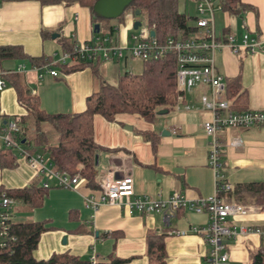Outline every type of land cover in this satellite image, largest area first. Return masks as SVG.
Wrapping results in <instances>:
<instances>
[{
	"label": "crops",
	"instance_id": "crops-1",
	"mask_svg": "<svg viewBox=\"0 0 264 264\" xmlns=\"http://www.w3.org/2000/svg\"><path fill=\"white\" fill-rule=\"evenodd\" d=\"M240 1L250 6L240 15H231L222 10L214 12V32L218 39L234 34L239 40L245 32L264 35V0ZM68 3L69 0H0V46L19 45L27 55L33 57L58 54L48 40L59 37L60 28L71 22L76 8L80 13L75 19L76 32L70 40H90L93 36L91 33L89 35L87 26L89 14H92L90 9L78 2L76 5ZM114 28L113 37L119 40L117 28ZM42 30L47 32L44 36ZM52 32L55 34L50 36ZM124 60L126 67L128 58ZM16 62L30 66L23 60L12 59L5 60L1 69L13 68ZM214 66L226 83L238 80L241 90L246 92L247 109L264 110V49L252 54H234L228 48L218 49L214 53ZM122 70L103 62L98 75L89 67L67 74L57 69V76L44 74L42 79H38L35 71L19 74L28 89L35 90L45 111L77 113L85 109L86 97L99 89L101 81L114 82L116 77L123 74ZM6 82V88L0 92L1 124L11 117L20 118L23 113L17 104L14 88L7 79ZM203 93H210L209 87L204 84L185 91L179 110L174 108L167 113L157 114L152 123L136 115H121L114 122L95 116V141L108 149L97 154V183L107 171H112L118 177L124 174L132 176V197L146 195L167 199L178 192L194 200L212 195L215 180L208 164L209 137L202 126L203 121L211 118V113L201 104L200 96ZM141 130H151L157 134L159 141L155 151L150 142L139 134ZM219 138L222 144V180L229 183L232 189L237 183H264V127L229 128L223 130ZM233 139H238L240 144L231 145ZM13 151L17 156V165L12 169L0 168V186L21 188L31 184L35 178H39L42 184L43 177L37 175L27 161ZM63 189L49 192L48 188L40 207H26L34 211L46 201L54 206L46 215L48 217L42 219L50 229L40 237L33 253L36 259H46L53 252L68 251L82 258L88 254L86 258L89 260L94 255L97 261H104L112 254L130 259L129 264H148L146 233L164 231L167 234L166 264H205L204 256L209 247L201 236L189 230L193 226L207 224L206 212L180 208L166 224L161 212L130 213L119 205L106 204L99 205L96 210L86 207L84 195L98 194V188L94 189L86 182L76 190ZM245 205L250 206L249 214L229 218L226 224L236 227L264 226V205ZM13 221H20L14 212ZM171 231L186 233L170 234ZM224 241L229 254L227 264H249L250 251L261 245V235L249 233Z\"/></svg>",
	"mask_w": 264,
	"mask_h": 264
},
{
	"label": "trees",
	"instance_id": "trees-1",
	"mask_svg": "<svg viewBox=\"0 0 264 264\" xmlns=\"http://www.w3.org/2000/svg\"><path fill=\"white\" fill-rule=\"evenodd\" d=\"M76 1L90 9L95 15V21L99 19L93 11V5L97 0ZM181 1L185 3L188 0H131L118 18H122L125 13L142 15L145 26L150 31H154V36L159 41H163L168 36L180 38L196 36L200 31L196 24V16H189L185 11H180ZM214 3L219 4L222 11L231 15H240L250 8L240 0H214ZM109 28L108 34L101 35H113L115 28L113 26ZM41 33L44 36L47 32L42 30ZM93 35L98 33L94 31ZM74 45V40L65 39L61 51H72ZM12 59H20L30 65H42L48 62L50 56H29L19 45L0 46V68L5 60ZM142 62V72L139 74L127 71L118 76L117 82L101 81L99 89L86 97L85 109L77 113L45 111L40 105L39 97L31 93L20 74L6 75L5 78L14 88L17 104L23 112L19 116L20 132L16 135L18 141L22 143L24 139L22 146L30 154L44 155L55 170L69 175L79 174L86 179L88 186L98 188L95 156L99 151L108 149L95 141V116L114 122L121 115H136L152 123L158 110L172 111L176 105L177 95L182 94L177 90V66L173 54ZM101 63L103 62L100 59L75 60L67 64H56L54 67L65 74L89 67L98 75ZM225 96L228 100H232L234 109L248 110L246 92L241 90L238 80L226 83ZM139 134L150 142L155 151L159 141L157 134L151 130H141ZM16 165L17 156L13 149L0 145V168L12 169ZM0 189L15 203L24 204L29 209L42 205L47 190L42 187L39 178H35L31 184L21 188L0 186ZM219 197L226 202L264 205V183L257 181L237 183L233 189L220 192ZM12 222L11 235L14 239L4 248H0V264H92L89 259L68 251L53 252L46 259H36L33 253L40 237L50 228L46 227L45 221L42 220ZM257 227L264 229V226ZM166 235L164 231L146 233L148 264H166ZM129 262L128 258H119L110 254L107 260L97 261L95 264H129ZM249 264H264V234L261 235V245L250 251Z\"/></svg>",
	"mask_w": 264,
	"mask_h": 264
},
{
	"label": "built area",
	"instance_id": "built-area-1",
	"mask_svg": "<svg viewBox=\"0 0 264 264\" xmlns=\"http://www.w3.org/2000/svg\"><path fill=\"white\" fill-rule=\"evenodd\" d=\"M197 16L196 24L200 28L198 35L189 38L168 36L159 41L145 27L139 33L131 35L129 46H120L113 35H93L85 42L75 41L72 51H61L50 56L48 62L42 65H26L23 62L9 69L0 68V92L6 86V75L35 71L38 79L44 74L57 76L56 64H67L75 60H96L103 62L124 58L149 60L158 59L166 54H173L176 60L177 95L175 108L179 110L180 101L185 91L198 84L209 87V94H201L200 101L204 109L211 113V118L202 122L206 135L209 137L208 164L213 171L215 180L214 193L206 198L187 199L183 194L175 192L167 199L152 198L146 195L134 196L133 178L129 174L120 177L112 171H107L98 181V194L84 195L85 205L96 210L99 205H119L128 212L154 213L161 212L166 224L180 208L201 213L206 212L208 222L203 226H193L189 232L202 237L209 249L204 256L205 264H227L229 254L226 238L249 233L264 234V229L257 226L227 225L229 218L244 217L250 212V206L237 202H226L219 197L222 191L232 189V186L222 180L220 170L221 141L223 130L229 128H261L264 127V110H236L232 102L225 96L226 81L214 66V53L221 48H228L234 54H252L264 49V35H251L245 32L238 40L234 34H227L224 39H218L214 32V12L221 10L214 0H195ZM35 94V90L31 91ZM188 109V106H185ZM20 118L11 117L0 123V145L14 149L17 155L27 161L37 175L43 177L42 187L50 188L49 178H54L55 186L76 190L86 182L79 174L69 175L55 170L52 163L41 153L30 154L20 143L16 135L20 132ZM231 145L240 141L233 139ZM15 201L0 189V248H4L14 237L11 235L13 221V206ZM186 231H171L170 234H185ZM92 264L97 263L96 257L90 258Z\"/></svg>",
	"mask_w": 264,
	"mask_h": 264
},
{
	"label": "rangeland",
	"instance_id": "rangeland-1",
	"mask_svg": "<svg viewBox=\"0 0 264 264\" xmlns=\"http://www.w3.org/2000/svg\"><path fill=\"white\" fill-rule=\"evenodd\" d=\"M68 4L76 5L77 2L75 0H69ZM179 5H180L179 6L180 11H185L189 16H197L196 3L194 0H188L185 3L181 1ZM79 13H80V10L78 8L73 10V14L70 19L71 22L67 23L66 25L64 24L62 28H60L59 37L48 40V42H51V45L54 46L58 54L61 53L62 40L64 39L70 40L71 35L76 32L77 21H75V19L77 18ZM94 18H95V15L89 14V20L87 22L89 35L90 33L91 35L94 34V27L96 24L101 25V30L98 32V34L100 35L103 33L108 34L110 30L109 27L111 24L117 28L116 36H117V39L119 38V40H117V43L120 46H129L131 44V35L134 33H139L146 27L144 24V19L142 15H139V14L133 15L132 13H125L122 18L117 17L114 19H107V20L98 17L99 19H97V21H95ZM139 20L141 21V25L138 26L137 28H134V23ZM53 34L55 33L52 32L50 36H52ZM124 61H125L124 59H119V60L115 59L112 61H107V63L108 65L117 66L119 68H122L123 69L122 73H125L126 71H128L129 73H132V74H139L142 72L143 62L141 60L128 58L126 67L124 66ZM133 62H134V65H132ZM117 79L118 77H116V80H114V82H117ZM48 180H49V183L52 185L51 188H49V192L52 190H64L63 188L55 186L56 181L54 178L51 177ZM53 207H54L53 204L50 203L49 201H46L45 204L40 209H36L34 211L28 210L24 204H17L13 208V212L17 214V218L20 221H38V220L47 218L48 216L46 215L49 214V211L52 210ZM83 257L84 258L88 257V254L86 256L83 255Z\"/></svg>",
	"mask_w": 264,
	"mask_h": 264
},
{
	"label": "water",
	"instance_id": "water-1",
	"mask_svg": "<svg viewBox=\"0 0 264 264\" xmlns=\"http://www.w3.org/2000/svg\"><path fill=\"white\" fill-rule=\"evenodd\" d=\"M131 2V0H97L93 5V11L94 13L105 19H114L119 17L123 12L126 6ZM138 14V13H136ZM141 25L140 21H136L134 23V28H137ZM94 31L97 33L99 32V24H96L94 27ZM150 34L153 36L154 31L151 30ZM168 111L165 109L158 110L156 113L158 115L167 113ZM127 129H131L130 126H126ZM22 143L25 142L23 139L21 141ZM98 156H95V163L97 164Z\"/></svg>",
	"mask_w": 264,
	"mask_h": 264
}]
</instances>
